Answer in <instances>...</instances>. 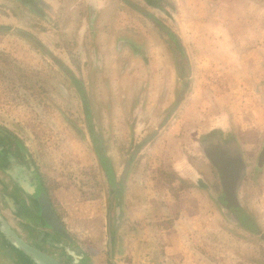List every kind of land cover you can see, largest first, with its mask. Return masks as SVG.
<instances>
[{"label": "crops", "instance_id": "0c3cea01", "mask_svg": "<svg viewBox=\"0 0 264 264\" xmlns=\"http://www.w3.org/2000/svg\"><path fill=\"white\" fill-rule=\"evenodd\" d=\"M144 1L150 4V11L144 10L135 2L128 3L149 20L145 23L156 27L155 29L150 27L142 33L147 46L148 60L145 63L152 64L149 67L154 68L149 73L151 80L146 81L147 74L140 73V76L147 83L149 92L154 90L150 94L151 97L158 96L153 104H159L160 108L165 105V100L162 99L173 98L170 89H178L179 83L182 85L181 96L179 95L180 97L170 106L165 120L166 122L174 119L177 122L181 118L184 120L187 109L183 107L190 102L187 111L192 113V120L198 125L193 124L191 130L192 134L199 138L200 152L209 156L201 145V135L209 138L212 150L217 145H228L227 167L228 174L232 177L228 175L227 189L229 188L230 196L234 198L226 200L228 194L222 181L218 196L210 189L207 191L204 187L203 189L195 185L197 177H200L197 164L202 166L203 163L200 159L192 160L191 157L181 154L185 153L181 147L175 151V154L180 152L177 154L178 158L172 159L167 167L178 178L188 183V187L180 188L177 195L176 193L172 195L171 186L168 184L169 195L162 199L157 197L160 199L158 202L152 193L154 183L158 180L155 179L158 167L165 168V164L156 160L153 164L149 159L152 156H147L143 162V170L150 174L142 181L146 186L145 196H130L128 203L127 227L129 230L133 229V234L127 236L131 243L130 249L125 253L130 259L128 264H259L258 240H264V0ZM96 2L97 6L95 0H90V7L96 10L103 9L98 14L102 17L107 16L105 19L107 24L114 23L116 17H120V26L133 27L136 23L135 18L132 21L130 18L123 19L120 16L122 11L126 14L122 6L126 0H108L107 4L105 0ZM169 10H172V15H169ZM156 11L163 14L165 20H158ZM166 19L170 20L175 28L170 27ZM95 21H99L97 14L93 19V22ZM110 28L112 30V27ZM98 37L99 41H104L109 46L108 49L115 50L117 55V50L119 53L122 52L123 55L120 57L123 59L130 57L127 40L119 44L118 41H114L115 34L104 31L98 34ZM135 57L137 61V56ZM65 69L80 80L86 89L84 77V80H81L72 68ZM202 71L213 73L214 80H200L199 74L196 80L188 82L190 72L193 74ZM108 72L119 73L121 69ZM122 72H126V76L121 80L123 84L120 80L117 85L113 82V88L116 86L118 90L114 94L120 92L122 87L125 88L127 83H135V77H139L137 74L134 75L136 72L132 73L131 69L126 68ZM127 74L130 76L127 77ZM164 75L166 78L172 77L176 85L172 86L169 80L170 83L164 85L167 89L166 94L163 92L158 94L159 91L155 89L161 87L158 81L164 80ZM189 84L192 90L191 101L184 95L185 88H190ZM219 87H227L228 92L225 94L227 96L220 98L223 102L218 103L228 106L219 107L221 114L217 119L206 118L202 121V112L195 105L200 103L198 99L195 100V95L199 96L195 90ZM163 127L165 124L143 141L144 147L135 150L124 166L122 175L116 171L117 167L108 156L102 135L94 128L102 140L104 151L113 168L115 181L121 184L120 188L125 178L131 176V173L141 165L142 160L138 161L140 154L143 149L145 151L149 147L153 137L165 129ZM87 137L92 144V154L87 152L85 154L87 156H80L82 150H78L76 146L71 156L82 166L80 171L84 175L90 174L92 188L96 191L94 196L84 186L82 187L79 181L67 180L63 178L65 177L63 173L54 175L53 169H49L52 162L49 155L48 163L39 168L35 156L27 145L12 131L0 127V264H34L8 241V236L3 231L4 223L29 244L45 251L56 250L55 244L59 243L60 238L40 218L38 198L41 193L48 196L70 236L72 232L82 230L77 229L78 225L72 223L71 218L74 215L81 218H104L101 224L102 231L108 236L110 250L108 256L112 257L111 241L116 239L114 226H118L121 219V210L118 208L120 190L118 189L116 194L111 188L108 176L96 154L89 129ZM218 137L221 140H218ZM170 151L173 150H166ZM255 157L256 168L253 167L250 172L248 161ZM211 163L216 170L214 163ZM90 169L92 174L89 172ZM254 169L257 172L255 176ZM213 178L215 181V177ZM248 190H252L253 195ZM95 202L100 204L94 206ZM220 202H224L228 209V225L224 215L218 210ZM115 205L117 206L113 212L114 221L111 207ZM109 261V264H113L110 259Z\"/></svg>", "mask_w": 264, "mask_h": 264}, {"label": "rangeland", "instance_id": "374dc122", "mask_svg": "<svg viewBox=\"0 0 264 264\" xmlns=\"http://www.w3.org/2000/svg\"><path fill=\"white\" fill-rule=\"evenodd\" d=\"M105 1L107 4L108 0ZM129 2L131 4L135 2L148 11L151 7L144 0H126V3L122 5L126 14L122 11L120 16L123 19L130 18L132 21L135 18L136 23L133 27L120 26V17H116L114 23L107 24L105 22L107 16L102 17L98 14L103 10L102 7L100 8L102 10L92 9L90 0H40L39 4L34 5V10L32 7L22 5L20 0H0V127L12 131L27 145L35 156L39 168L48 163L49 155V159H52L50 164L52 167L49 166V169H53L54 175L63 173L65 174L63 178L79 181L80 185L84 186L92 196L96 193L92 188L93 181L90 174L84 175L80 171L82 166L78 165V161L71 156L76 146L78 150H82L80 156H87L85 155L87 152L92 154L93 151L90 139L87 137L88 123L83 100L70 73L65 68H72L79 79L82 80L84 77L86 80L83 79L84 83L86 82L85 90L92 124L95 130L102 135L108 156L118 168L116 171L120 175L123 174L124 166L135 150L137 151L138 147H144L143 141L147 140L152 132L160 129L162 124H165L163 127L165 129L154 136L149 147L145 151L143 149L140 154L138 161L142 160L141 165L131 173V176L126 175L122 183L118 207L121 210V219L119 225L114 226L116 239L111 241L112 257L108 256L110 253L108 236L102 231L101 224L104 220L102 217L95 219L74 215L71 218L72 223L78 225L77 229H82L81 232H72V242L58 240L59 245L67 246L82 258L85 264H109V259L113 264L130 263L129 257L125 255L131 247L127 236L133 234V229L129 230L127 227L129 226L128 203L130 196H145L146 186L142 181L150 174L143 170V162L147 156H152L149 159L153 161V164L154 160L163 161L167 172L170 171L167 166L173 161L172 159H177V154L180 153L175 154V151L183 147L185 153L181 154L191 157L192 160L200 159L203 163L202 166L197 164L200 177H197L196 184H194L201 188L204 187L207 191L210 189L217 193V196L221 192L220 168L216 167V170L213 168L211 163L213 160L200 152L199 138L196 134H192L191 128L193 124L197 125V122H193L192 113L187 111L190 102L183 107L187 109L184 120L183 118L177 122L175 119L169 122L165 120L170 106L181 96L182 85L179 83L178 89H170L169 92L172 91L173 98L162 99L165 100L163 107L160 108L159 104H153L158 96L151 97L150 94L154 90L149 92L148 85L140 73L147 74V82L151 80L149 73L154 68L149 67L152 64L145 63L148 60L147 46L142 33L150 27L153 29L156 27L145 23L148 19L146 20L138 10H134L128 4ZM96 14L99 21L93 22ZM156 14L158 20H165L163 14L157 11ZM169 15H172V10H169ZM166 21L170 27L175 28L170 20L166 19ZM105 25L107 27H104ZM103 31L115 34L114 41H118L119 44L127 40L130 57H124L126 59L124 60L120 57L123 55L122 52L119 53L120 51L117 50V55L115 50L107 48L109 46L104 41H99L98 34H102ZM135 56H137V61ZM126 68L131 69L132 73L136 72L134 75L137 74L139 77H135V83H127L125 88L122 87L120 92L114 94L118 90L116 86L115 89L113 88V82L117 85V82L126 76V72H122ZM115 69H121V72H108ZM199 74L200 80L204 81L214 80L215 77L213 73L202 71V73L192 74L190 72L188 82L196 80ZM127 75V77L130 76V74ZM164 77V80L158 81L161 87L155 89L159 91L158 94L162 92L166 94L167 89L164 85L169 84V80L172 86L176 85L172 77L166 78V75ZM121 84H123L122 81ZM195 91L199 94V96L195 95V100L198 99L200 103L195 105L202 112V121L206 118L217 119L221 114L219 107L228 106V104L222 106L218 103L223 102L220 100L221 97L227 96L225 95L228 92L227 87ZM184 93L187 100L191 101V86L185 88ZM183 133L186 135L182 136ZM200 138L203 149L208 153L211 149L209 138H204L203 135ZM171 149L173 151L166 152ZM88 162L90 164L89 159ZM256 164L257 157L248 161L250 172L253 167L256 168ZM158 168L160 170V167ZM97 169L101 170L98 164ZM159 170L156 172L159 177L154 173L157 175L155 179L158 178V180L154 183L152 196L156 199L169 195L168 182L160 176ZM89 172L92 174V169ZM253 173L255 176L257 173L255 169ZM175 185L176 189L171 190L172 195L175 193L177 195L179 192L178 182H175ZM105 191L104 188L103 192ZM248 191L253 195L252 190ZM159 200L157 199L158 202ZM98 204L100 203H93L94 206ZM219 205L218 210L224 215L228 225V209L224 202H220ZM116 206L111 207L112 220L115 218L113 212L116 211ZM111 229L113 230V223ZM135 231L138 230L135 229ZM258 245V263L264 264V240L259 239Z\"/></svg>", "mask_w": 264, "mask_h": 264}, {"label": "water", "instance_id": "95a60500", "mask_svg": "<svg viewBox=\"0 0 264 264\" xmlns=\"http://www.w3.org/2000/svg\"><path fill=\"white\" fill-rule=\"evenodd\" d=\"M226 192L228 194L226 200H230L232 197L234 198V196H230L231 193H229V188L227 190V187ZM38 203L40 206V218L44 221V223L52 231H54L60 239L63 238L69 242H72L70 234L66 231L58 215L53 209L48 196L44 193H41L40 197L38 198ZM3 231L8 236V241L22 254L27 255L35 264H64L53 255H50L41 249L30 245L5 223L3 224ZM77 262L78 261H76L74 264H77Z\"/></svg>", "mask_w": 264, "mask_h": 264}, {"label": "trees", "instance_id": "16d2710c", "mask_svg": "<svg viewBox=\"0 0 264 264\" xmlns=\"http://www.w3.org/2000/svg\"><path fill=\"white\" fill-rule=\"evenodd\" d=\"M39 1L40 0H20V2L22 4L27 5L29 7H32V10H34L35 4H39L38 3ZM60 66H61V64H60ZM70 76H71V78L75 84L77 91L79 92V94L83 100L84 109L86 112L87 123L89 124L88 129L90 132L91 140H92L93 145L96 149V154L98 156L100 163L102 164V166L104 168L106 175L108 176L111 188L114 189V190L113 189L112 190L114 191V193L117 194L118 189L119 190L121 189L120 188L121 184L116 183L114 173H113V168H112L110 159L107 157V155L104 151V148L102 145V140L99 136H97V134L95 133L94 127L91 124V115H90V110H89V104L87 101L86 91H85L83 84L80 80H78L72 73H70ZM159 174L168 182V184L171 186L172 191H174L176 189V186H174L175 182H178V184H179V187L177 188V190H180V188L184 189L185 187H187V184L183 180L178 178L176 176V174L172 171L166 172L165 169L162 168L159 170Z\"/></svg>", "mask_w": 264, "mask_h": 264}, {"label": "flooded vegetation", "instance_id": "af4514ba", "mask_svg": "<svg viewBox=\"0 0 264 264\" xmlns=\"http://www.w3.org/2000/svg\"><path fill=\"white\" fill-rule=\"evenodd\" d=\"M227 151H228V145L221 144V145L215 146V149H213V150H212V148L209 149V152L207 153V155H209L210 159L213 160L214 165L216 167L220 168L219 172L221 173L220 174L221 175V181L223 182L225 187H228V175H229L228 174V167H227V163H228ZM230 177H232V176H230ZM62 240H65V239L62 238ZM65 241H67V240H65ZM67 242L69 243V241H67ZM55 246L57 249L55 251L53 250L51 252L42 250V248H38V247H36V248L41 249L42 251H44L50 255H53L54 257H56L59 261H61L64 264H74L76 261H78L77 264H85L83 259L80 258L78 255H76L72 250L68 249L67 246H64V245L61 246V245H59V243L55 244ZM24 256L26 257V259L31 260L27 255H24Z\"/></svg>", "mask_w": 264, "mask_h": 264}]
</instances>
